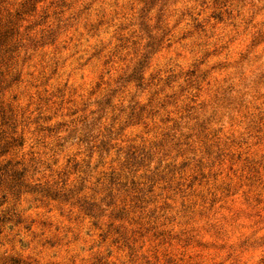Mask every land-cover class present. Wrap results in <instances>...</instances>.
<instances>
[{"label":"clouds","instance_id":"clouds-1","mask_svg":"<svg viewBox=\"0 0 264 264\" xmlns=\"http://www.w3.org/2000/svg\"><path fill=\"white\" fill-rule=\"evenodd\" d=\"M0 264H264V0H0Z\"/></svg>","mask_w":264,"mask_h":264},{"label":"rangeland","instance_id":"rangeland-1","mask_svg":"<svg viewBox=\"0 0 264 264\" xmlns=\"http://www.w3.org/2000/svg\"><path fill=\"white\" fill-rule=\"evenodd\" d=\"M82 75L84 76L85 79L87 78V75H88L87 69L83 70Z\"/></svg>","mask_w":264,"mask_h":264}]
</instances>
